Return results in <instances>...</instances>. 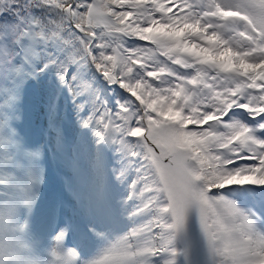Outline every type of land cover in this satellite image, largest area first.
I'll return each mask as SVG.
<instances>
[{"label":"snow or ice","instance_id":"1","mask_svg":"<svg viewBox=\"0 0 264 264\" xmlns=\"http://www.w3.org/2000/svg\"><path fill=\"white\" fill-rule=\"evenodd\" d=\"M50 65L119 154L77 264H264V0H0V81Z\"/></svg>","mask_w":264,"mask_h":264},{"label":"rangeland","instance_id":"2","mask_svg":"<svg viewBox=\"0 0 264 264\" xmlns=\"http://www.w3.org/2000/svg\"><path fill=\"white\" fill-rule=\"evenodd\" d=\"M72 71L75 69L70 70L69 80ZM95 73L91 80L86 78L115 110V100L124 94L123 90L118 86L109 88L100 74ZM33 80L28 108L22 115L24 122L20 126L9 125L15 136H9V143L0 148V175L9 174L35 195L29 218L34 236L37 208L46 202L66 204L77 227L72 234L65 232L63 243L75 248V242L88 232L98 196L114 198L121 191L112 173L119 156L117 145L97 135L92 123H85L91 110L86 94L75 95L58 77L54 66L35 72ZM3 191L0 188V194ZM59 215L60 212L54 218L59 220ZM91 239L97 240L88 234L87 241ZM78 254L81 255L80 250Z\"/></svg>","mask_w":264,"mask_h":264},{"label":"clouds","instance_id":"3","mask_svg":"<svg viewBox=\"0 0 264 264\" xmlns=\"http://www.w3.org/2000/svg\"><path fill=\"white\" fill-rule=\"evenodd\" d=\"M8 127L7 117L0 118V148L9 143ZM34 203L35 195L23 187L15 195L0 197V264H75L78 253L63 243V229L50 238L43 255L37 251L29 219Z\"/></svg>","mask_w":264,"mask_h":264},{"label":"bare ground","instance_id":"4","mask_svg":"<svg viewBox=\"0 0 264 264\" xmlns=\"http://www.w3.org/2000/svg\"><path fill=\"white\" fill-rule=\"evenodd\" d=\"M66 208H68L66 204L62 206L60 201H57L56 203L46 202L37 208L36 217L33 221L37 220V216L38 220L34 222L33 230L36 231L35 238L37 241V251L41 255H43L44 249L48 247L50 243V238L56 235L60 230L63 229L67 234L68 232L72 234L75 231L77 226L73 224L72 216ZM59 212V220H56L54 216L57 215ZM79 223L80 222H77V224ZM50 228H52L53 231H51ZM101 246L102 243L99 239L88 240L87 247L80 250L81 255H84L85 257L91 256L95 253L96 249Z\"/></svg>","mask_w":264,"mask_h":264},{"label":"trees","instance_id":"5","mask_svg":"<svg viewBox=\"0 0 264 264\" xmlns=\"http://www.w3.org/2000/svg\"><path fill=\"white\" fill-rule=\"evenodd\" d=\"M33 75L22 78L18 82L16 88L13 84L6 85L4 81H0V118L7 117L8 126H15L18 124V126H20L24 122L25 117H22V115H24L28 108L27 99L33 89ZM92 75H96L94 69H92V72L86 74V77L91 80ZM98 81H100V79H98ZM12 89H15L13 98L10 92ZM7 131L9 136H15L14 131H10V127H8ZM4 163L6 162L4 161Z\"/></svg>","mask_w":264,"mask_h":264},{"label":"built area","instance_id":"6","mask_svg":"<svg viewBox=\"0 0 264 264\" xmlns=\"http://www.w3.org/2000/svg\"><path fill=\"white\" fill-rule=\"evenodd\" d=\"M102 141V140H101ZM100 142V141H99ZM103 142V141H102Z\"/></svg>","mask_w":264,"mask_h":264}]
</instances>
